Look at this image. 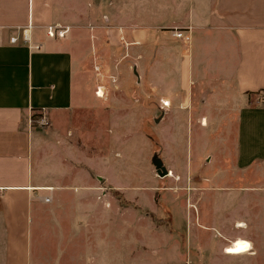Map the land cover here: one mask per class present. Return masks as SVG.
<instances>
[{
	"label": "crops",
	"instance_id": "1",
	"mask_svg": "<svg viewBox=\"0 0 264 264\" xmlns=\"http://www.w3.org/2000/svg\"><path fill=\"white\" fill-rule=\"evenodd\" d=\"M152 116L172 120L167 149L196 146L179 174L206 168L212 264L238 258L237 238L264 254V0H0V264H34L41 205L117 149L130 166L135 120Z\"/></svg>",
	"mask_w": 264,
	"mask_h": 264
},
{
	"label": "rangeland",
	"instance_id": "2",
	"mask_svg": "<svg viewBox=\"0 0 264 264\" xmlns=\"http://www.w3.org/2000/svg\"><path fill=\"white\" fill-rule=\"evenodd\" d=\"M135 121L130 166L117 149L115 167L90 170L85 181L59 186L54 202L41 205L34 264H212L211 252L224 244L208 229L214 198L206 168L191 174L189 167L185 177L177 171L179 156L181 162L192 156L197 166L196 146L166 148L162 132L172 120L152 116ZM158 161L170 171L168 177L159 174ZM74 175L79 177V171ZM223 213L218 215L222 224ZM233 242L250 243L251 252L235 253ZM230 243L224 253L238 258L228 264H264V254L249 240Z\"/></svg>",
	"mask_w": 264,
	"mask_h": 264
},
{
	"label": "built area",
	"instance_id": "3",
	"mask_svg": "<svg viewBox=\"0 0 264 264\" xmlns=\"http://www.w3.org/2000/svg\"><path fill=\"white\" fill-rule=\"evenodd\" d=\"M177 32L175 33V37L178 39H182V40H189V37L187 35H184V32H181L180 30H176ZM68 30L65 28H62L59 25H55V26H49L48 30H47V34L48 37L51 39H62L66 36ZM21 40L23 43L25 44H29L31 42V37L29 34L28 30H23L22 31V36H21ZM19 41V38H11V43H17ZM99 95V92H98ZM162 105L164 107H168L169 103L168 102H162ZM35 123L37 125H39L42 128H47L50 126V121L48 120L46 115H41V117L37 120H34ZM47 191H51V190H47ZM41 201L46 203V204H50L52 202V197L51 196H42L40 197Z\"/></svg>",
	"mask_w": 264,
	"mask_h": 264
},
{
	"label": "bare ground",
	"instance_id": "4",
	"mask_svg": "<svg viewBox=\"0 0 264 264\" xmlns=\"http://www.w3.org/2000/svg\"><path fill=\"white\" fill-rule=\"evenodd\" d=\"M104 92L102 91V92H100V96H104V94H103ZM99 96V97H100ZM169 174H170V171H168V175H167V177L169 176ZM171 176H173V173L171 174ZM238 228H242V227H246V225L245 224H243V223H239L238 224V226H237ZM249 245L246 243V242H238L237 244H236V251L238 252V253H241V252H246V251H248L249 250ZM229 252H230V250H229ZM251 252V251H250ZM249 252V253H250Z\"/></svg>",
	"mask_w": 264,
	"mask_h": 264
},
{
	"label": "water",
	"instance_id": "5",
	"mask_svg": "<svg viewBox=\"0 0 264 264\" xmlns=\"http://www.w3.org/2000/svg\"><path fill=\"white\" fill-rule=\"evenodd\" d=\"M156 166L158 168L159 174H162L163 173V175H165V176L168 175V171L166 170L165 167L162 166V162L161 161H158L156 163Z\"/></svg>",
	"mask_w": 264,
	"mask_h": 264
}]
</instances>
